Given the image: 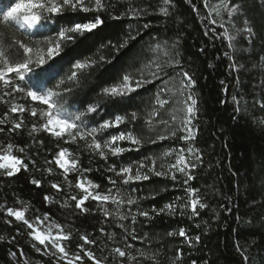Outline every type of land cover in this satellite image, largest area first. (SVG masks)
I'll use <instances>...</instances> for the list:
<instances>
[{
    "label": "trees",
    "instance_id": "obj_1",
    "mask_svg": "<svg viewBox=\"0 0 264 264\" xmlns=\"http://www.w3.org/2000/svg\"><path fill=\"white\" fill-rule=\"evenodd\" d=\"M16 2L0 3V66L20 63L27 56L34 63L43 56L46 63L36 68L34 74H28L31 79L26 75L20 82L26 91L52 88L63 93L65 86L73 89L70 95L53 99L73 113L78 109L83 111L89 104L100 105V110L90 115L89 127H97L98 122L113 119L115 115L129 121V114L135 113L136 120L122 124L119 131H131L141 144L123 142L119 146L133 150L120 157H112L104 147L109 156L105 160L98 152L88 150L92 140L87 137L84 140L78 137L73 144L67 136L66 143L47 132L29 136L33 123L46 121H38L26 111L23 127L18 132L10 134V124L0 125L5 129L0 133V148L8 143L24 147V154L16 151L13 154L22 156L28 164L27 171L21 170L11 177L0 169V205L23 207L29 221L37 216L44 219L47 215L48 220L61 225L64 234L70 232L64 246L72 254L84 255L78 246L84 244L81 236H88L96 243L85 244V249L92 251L101 264H264V0H168V3L165 0H102L108 9L102 13L105 19V27L99 30L102 41L95 47L93 41L78 42L65 49L54 62L47 61L46 39L55 35L57 21L65 23L75 18L74 14L66 13L62 18L47 21L43 18L46 13L35 10V14L41 15V21L32 28H20L3 19V11ZM161 8L167 9V16ZM233 8L236 11L229 15ZM22 14L26 11L22 10ZM145 24L150 27L144 28ZM225 30L231 40L223 37ZM107 41L124 47L118 53L111 48L98 50L99 43ZM18 42L33 48V52L24 53ZM85 57L97 61L103 58L111 63L96 68L91 75L88 71L78 74V81L69 83L70 62ZM183 72L195 80L194 86H188V95L197 100L191 142L182 141L180 137L184 134L177 130L151 134L146 118L150 100L170 78L182 76ZM121 74H129L133 81L149 82L130 101L117 104L102 95L101 89L120 84ZM10 78L16 79L15 74H10ZM60 81L63 85L54 87ZM6 91L0 83V97L8 102L0 101V119L5 113L10 121L21 119L20 113L9 111L13 103L22 104L25 109L37 107L38 111L47 108L19 93L8 96ZM109 131L116 134L117 130ZM160 136L165 137L162 142ZM95 138L101 140L103 147V140L109 139V135L98 132ZM65 147L70 159L78 157L81 169L93 170L82 174L69 172L67 179L71 188L65 183L63 170L57 164L46 163L54 160L59 148ZM188 147L200 151V162L195 168H188L195 177L188 185H183L184 176L179 172H175L176 181L151 175L149 180L124 184L121 178L107 171L115 164L117 170L132 166L135 174L136 166L143 164L146 167L140 169L141 175L149 174L153 168L171 173L180 150L186 155ZM165 151L170 154L161 164L159 158ZM192 159L189 153L185 157L186 163ZM48 168L52 169L51 173ZM108 176L116 181L115 185L108 182ZM33 178L42 181L40 188L30 183ZM88 179L99 185L98 189H92L94 194L111 190L112 196L123 198L125 203L117 208L111 201L100 204L90 199L85 204L86 213L74 211L71 201L69 207H61L68 196L79 198L82 193L75 185ZM52 183H59L62 191L51 189ZM187 187L197 191L190 195ZM45 195L54 197L55 202H44ZM128 198L135 203L127 205ZM193 198L206 205L203 209L198 207V217L191 214ZM165 205H172L175 213H160ZM105 207L109 216L104 215ZM141 211L148 212L149 217L140 216ZM133 215L135 222L131 219ZM120 216L127 219L121 220ZM181 228L185 229L186 237L178 235ZM170 232L176 234L170 236ZM30 233V229L12 217L0 214V236L5 237L0 241V264H16L10 253L16 252L15 257L20 259L17 249L40 264H65L45 255L44 246L37 244ZM117 247L126 253L124 257L114 253ZM84 264H94V261L85 260Z\"/></svg>",
    "mask_w": 264,
    "mask_h": 264
},
{
    "label": "snow or ice",
    "instance_id": "obj_2",
    "mask_svg": "<svg viewBox=\"0 0 264 264\" xmlns=\"http://www.w3.org/2000/svg\"><path fill=\"white\" fill-rule=\"evenodd\" d=\"M86 2L88 6H86ZM94 2V6L92 3ZM0 3H3V0H0ZM165 3H168V0H165ZM226 7V6H225ZM22 10L26 11L27 14H22ZM39 11L41 13H46L44 15V19L47 21L53 20L54 17L62 18L66 13L74 14L75 18L68 19L65 23H59L54 25L55 27V35L51 38L46 39L47 43V61L54 62L56 57H59L61 53L71 47L76 45L78 42H87L93 41V47L100 41L102 38L99 36V30L105 27V19L103 18L102 13L107 12L108 9L102 3V0H60V3H56V0H51V2H46V0H18V2L11 4L10 7H7L6 11H3V19L4 21L13 22L19 25L20 28H24L27 26L28 28H32L37 25L42 17L41 15L35 14V11ZM236 11L235 8L229 11V15L232 12ZM161 12L164 15H168L166 8H161ZM91 15H81V14H89ZM115 19V17H112ZM216 21L213 20L212 24H215ZM144 28H149L150 25H143ZM213 34H215V29H212ZM207 35V32L205 33ZM223 37L231 40L232 37L229 36L227 30L223 32ZM129 39H135L134 37H130ZM19 47L23 49L24 53H32L33 48L29 47L27 44L23 42H18ZM178 43V42H177ZM124 45L112 44L111 41L101 42L99 43V49L103 50L105 48H111L116 53L119 52L120 48H123ZM203 51V49H201ZM46 60L43 56H39L38 59L33 63L30 56L24 57L23 61L15 64H6L4 66H0V83H2L4 89H7L6 95L12 96L13 93H19L26 97H30L32 101H39L42 105L47 106L46 109L41 108L39 111L37 107H31L29 109H25V107L21 105H17L13 103L10 106L9 111L11 113H20L21 119L18 121H10L8 119V113L4 114V118L0 119V125H8L11 126L8 128V132L16 133L23 127V115L27 111L30 113V116L33 118H37V120H44L46 122L43 123H33L31 130L29 131V136H32L35 132H47L52 136L56 137L59 140H65L67 136L70 138V143H76L77 138L84 140L86 137L92 140V143L87 145L89 151L98 152L99 156L103 159H109V156L105 154L104 147L107 148L108 153L112 157H120L123 153L127 151H132L133 148H125L119 146L123 142H128L131 145L139 146L141 141L133 135L131 131H119V128L122 124L130 123L136 120V114H129L131 120L126 121L124 116L115 115L113 119H105L103 122H98L97 127H89L87 125V121L90 118L91 114H95L100 110V105L98 104H89L85 107L83 111L79 109L76 112H68L67 108L64 104L54 101V97H60L61 95H70L73 89L64 87V92H56L53 91L52 88H47L43 90H27L24 86L21 85L20 82L25 80L26 75L34 74L35 69L40 65H44ZM71 63V68L69 70V75L67 77L69 83H75L78 81V74H83L85 71L89 72V75L95 71L96 68L102 67L104 64L111 63L110 60H104L100 58L99 61L93 60L90 57H85L83 60H75ZM31 65V66H30ZM10 74H15L16 79L10 78ZM182 76L187 80L188 86H194L195 80L188 74V72H183ZM28 78L31 79V75H28ZM121 83L120 84H112L111 86L103 87L101 89V94L107 96L113 103H123L125 101H130L133 97V94L138 92L139 89L149 81H133L130 80L129 74H121ZM154 82V81H152ZM63 81H60L54 87H59L63 85ZM135 85L133 87L132 85ZM35 87V86H34ZM236 97H233V101L235 102ZM0 101H3V97H0ZM187 103V113L190 114V118L184 121V135L180 137L182 141L191 142L194 139V131L192 125V117L195 116L196 112V104L197 100L192 98L190 95L188 97ZM4 103H8L7 101H3ZM161 123H165L161 121ZM116 129V134H112L109 130ZM5 131L4 127H0V133ZM105 133L108 132L109 139L103 140V147L101 140L96 139L97 133ZM173 135H175L173 133ZM103 139V137L101 138ZM165 139L164 136H160L159 140L162 142ZM65 142H69L65 140ZM42 143V141H41ZM16 151L20 154L25 153L24 147L14 146L12 143H8L6 147L0 148V169L4 170V173L11 177L15 174L21 172V170L27 171L28 164L25 163V160L20 155H14L13 152ZM183 153V149L180 150ZM187 152L191 154L193 157L192 160L186 163L185 157L183 154L179 155L177 158V164L173 165V171L171 173L167 171H157L154 168L150 171L149 174L141 175L140 169L146 167V165H137V171L135 174L133 173L132 166H121L119 170L115 164H112L108 168L109 173L115 174L117 177L121 178L124 184H129L132 182H141L144 180H149L151 175H155L156 177H170L172 181H176L175 172H179L184 176L183 185H188L189 181L195 179L193 175H191L188 171V168H195L197 164L200 162V151L199 149H195L193 147H188ZM69 150L67 147L59 148L58 152L53 161H48L46 163H54L59 166V169L63 170L62 175L64 177L65 183L71 188V183L68 181L67 176L69 172L72 173H85L92 172L91 168L81 169L79 166L78 157L73 156L69 161L65 159L66 156H69ZM33 166H35V161H30ZM153 165L155 161H152ZM47 171L49 173L52 172L51 168H48ZM107 180L110 184L115 185L116 181L112 179L111 176L107 177ZM30 183L40 188L42 186V181L33 178ZM75 187L81 191V195L79 198L76 195L68 196L61 207H69V201L74 202V211L87 212L88 209L85 208V204L87 201L94 200L99 202L100 204H104L106 202L111 201L112 204H115L117 208L125 203L123 198H117L111 195V190L107 193L90 191V189H98L99 185L95 184L91 179L87 180V186H85V182L80 180L76 183ZM51 189L56 190L57 192L62 191L61 185L59 183H52L50 185ZM186 191L188 194H193L197 190L191 187H187ZM179 199V198H177ZM44 202L46 203H54V197H50L45 195L43 197ZM127 205L131 206L135 203L134 200L128 198L126 201ZM191 214L194 217L199 216L198 207L203 209L206 207L205 204L201 203L198 198H193L190 201ZM105 216H109L108 208L102 209ZM155 212V209L153 210ZM176 211L172 205H165L163 208L159 210L160 213L168 212L169 214H174ZM0 214H6L9 217H13L15 221L19 222L21 225L27 227V229L31 230V237L34 241L38 242L40 246H44L45 255H51L56 257L59 260H66L67 264H84L85 260L94 261V264H101V261L95 257L92 251H88L85 249V244H94L96 243L94 240H89L88 236H81V239L84 241V244L79 245V249L84 252V255L75 254L74 256H69V253L66 251V248L62 241L70 239V232L68 234H62L63 229L61 225L57 224L56 228L59 230L57 234H52V225H49L46 231H40L39 229L34 228V223H43L39 216L36 217V220L30 222L25 217V211L20 210L14 207H7L5 205H0ZM183 215V213H181ZM139 215L148 218L149 213L141 211ZM47 215L45 219H47ZM121 220L127 219L125 216L119 217ZM133 222L136 220V216H131ZM11 223V221H8ZM123 227V225H121ZM103 231V229H101ZM127 232V229H125ZM176 233L170 232L169 235H175ZM180 237H186L187 233L185 229L181 228L178 232ZM15 237H13V240ZM199 240V237L196 238ZM5 237L0 236V241H4ZM33 247H36L34 244ZM20 253V259L23 260V250L17 249ZM36 251H40L38 247H36ZM114 253L119 257H124L126 253L122 251L120 248H115ZM179 254V253H178ZM11 256H16V252L10 253ZM26 264V261H25ZM195 264V262H193Z\"/></svg>",
    "mask_w": 264,
    "mask_h": 264
},
{
    "label": "rangeland",
    "instance_id": "obj_3",
    "mask_svg": "<svg viewBox=\"0 0 264 264\" xmlns=\"http://www.w3.org/2000/svg\"><path fill=\"white\" fill-rule=\"evenodd\" d=\"M188 97L189 95H188L187 80H184L180 74H177L173 78H170L165 83L164 87L161 89V92L157 96H154L149 102V111L147 113L146 118L147 120H149L150 133L157 134V135H163V134L172 133L177 130V131L182 132V134H184V123L183 122L190 118V114L187 113V103H186V101L190 103V101H188ZM192 120H193V117H192ZM161 121L166 122V124L161 123ZM168 154H170V152L168 151L161 153L162 156L161 158H159V160L161 161V164H163V159L168 158L169 156ZM187 154L184 155V157H186ZM177 158H176L175 165L177 164ZM65 159H68L69 161L71 160L69 156H66ZM85 186H87V182H85ZM90 191H92V189H90ZM14 208H18L20 210L25 211V217L27 219L26 210L23 207H14ZM35 220L36 219H33L30 222H33ZM41 220H43L44 222L34 223L35 229H39L40 231L43 232L47 230L49 225H52V234L53 235L57 234L59 230L56 228V225H57L56 223L48 219H45V218L44 219L41 218ZM62 234H64V232ZM64 242L65 241H62L63 244ZM36 243L38 244V242ZM68 253L70 257L76 254V253L72 254L70 252ZM54 258L57 262L67 264L66 260L58 261L56 257ZM13 260L16 264H25V261H26V264H40L38 262H35L29 259L26 256H23V260L13 256ZM128 264H135V263H128Z\"/></svg>",
    "mask_w": 264,
    "mask_h": 264
}]
</instances>
